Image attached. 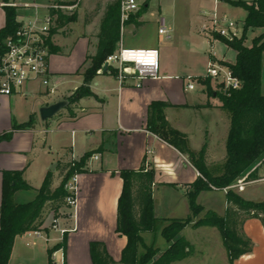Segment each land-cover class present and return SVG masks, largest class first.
<instances>
[{"label":"crops","instance_id":"crops-1","mask_svg":"<svg viewBox=\"0 0 264 264\" xmlns=\"http://www.w3.org/2000/svg\"><path fill=\"white\" fill-rule=\"evenodd\" d=\"M84 1H77L79 4L77 20L61 27L57 24L53 33L51 46L56 52L50 55V67L54 81L57 83L56 100H48L50 97L47 95V89L36 82L27 83L26 86L35 84L40 87L39 89L30 90L23 86L11 96L0 94V135L11 131V124L14 120L19 124H24L31 117L37 119L33 128L15 131L11 140L0 143V205L3 196L4 172H21L22 179L31 186L32 189H20L15 194V201L25 204L36 198L37 190L41 188L48 173L53 174L52 188L56 189L65 174V172L61 173L63 165L79 161L86 153L100 148L102 150L96 154H100L101 158L100 160L93 159L94 154L88 160L85 171L79 174L76 216H72L71 212L66 211L64 207L56 210L51 203H47L39 227L43 225L47 227L43 231V236L35 237L28 233L18 236L14 242L9 264L54 263L51 252L60 244V234L48 227L53 216L59 218L60 228L70 230L65 235L64 264H93L90 244L94 241L103 242L110 256L120 263L128 243L125 236L117 233L118 204L124 184L120 174L122 171H137L144 163L148 169L155 172L153 184L155 218L167 222L186 219L191 215L188 192L191 191L192 184L201 177V174L191 164L189 157L181 154L146 129L149 106L155 101L171 105L165 111L167 120L172 128L188 136L191 150L199 152L207 144L208 167L222 164L227 156L226 141L230 122L220 108V101L215 95L212 99L209 98L206 85L200 82L196 84L195 90L187 89L188 76L202 77L206 73L204 75L181 73L177 66L169 68L165 65L158 79H148L139 86L138 81L133 78H128L120 84L117 76L100 71L99 75L88 85L94 97L79 100L71 110L67 107L52 119L45 122L41 120L40 109L42 107L61 100H68V97L59 99L58 95L68 91L73 94L85 84L82 70L86 66L87 57L95 56L98 51V36L102 20L107 7L116 0H89L91 5H87V1ZM150 1L147 0L148 8L140 16L138 13L134 14L137 15L136 21H133L134 15H132L129 21L122 25L121 42L117 50L121 46L158 49L159 44L167 43L165 40L167 37L159 34L160 21H165L161 11L156 19L157 27L154 28L151 39L144 36L146 35L144 30L151 24L144 15L149 10ZM213 1L215 7V0ZM219 1V9L221 4L234 7L227 1ZM3 3L49 5L76 2L75 0L55 2L25 0L22 3L16 0H0V31L6 25V12L1 6ZM17 11L18 20L34 15L33 10L18 9ZM203 22L202 32L207 25L205 19ZM206 38L208 39L207 36ZM220 42L222 41L210 42L209 40L212 55L208 62L214 57L218 64L221 61L234 63L235 61L216 58V45ZM212 85L214 87V83ZM23 96L34 97V103L31 104L28 112L19 115L16 109V99ZM206 104L212 107L204 108ZM187 112L192 113L194 119H186L184 113ZM194 142L197 144L195 145ZM53 150L56 151V158L53 156ZM36 162L42 169L38 176V185L33 181L32 172V167ZM158 186L166 189L163 203L165 209L160 208L157 203L155 193ZM247 186V184L244 185L242 192H245ZM231 189L244 198L242 192L239 191L240 186H232ZM217 194H222L223 198H213L208 204L216 206V203L220 202L221 211H214L211 207L207 209L202 205V200L208 195ZM212 197L209 199L211 200ZM197 202L206 211H213L224 217L227 211V191L213 189L202 192ZM181 209L184 214L182 217L178 215ZM162 224L155 233L141 234L146 246L155 247L160 254L170 248V243L166 240L165 251L156 247L155 239L159 235L162 236ZM205 228L209 227L199 229L188 227L182 232L188 233L183 237L190 242L194 251L183 261L173 264L189 263L188 261L197 255V245L190 240V237L192 238L200 231L205 232ZM243 232L252 241L253 249L236 260L234 264H264V226L262 222L257 219L246 221ZM215 233L217 232H206L205 235L208 238H215L217 235ZM222 245L223 243L221 247ZM219 252L223 253L224 264H230L224 245L223 249L219 248ZM143 253L145 249L140 248L139 254ZM57 261L61 264V253L57 254Z\"/></svg>","mask_w":264,"mask_h":264},{"label":"trees","instance_id":"trees-1","mask_svg":"<svg viewBox=\"0 0 264 264\" xmlns=\"http://www.w3.org/2000/svg\"><path fill=\"white\" fill-rule=\"evenodd\" d=\"M7 1V0H6ZM227 1L234 7L246 10L244 32L241 39L227 41L217 38L236 52L234 63L219 62L231 70L242 86L239 90L225 95L213 87L212 80L200 79L206 85L209 96H214L221 103V110L226 114L230 129L226 141L227 156L225 161L211 171L207 165V144L199 152L190 149L188 136L172 128L167 120L166 109L171 105L155 101L149 106L146 129L159 137L181 154L190 158L191 164L200 172L201 177L192 184L188 192L191 215L182 220H169L171 224L161 230L163 238L170 243V248L164 253L155 247H148L141 236L144 232L155 233L160 224L166 220H158L154 216L153 184L155 172L148 169L145 163L137 171H122L123 190L118 204L117 233L125 236L127 246L122 254V261L117 263L108 253L103 242L94 241L90 244L93 264H173L189 257L194 248L183 236L182 232L191 225L194 229L201 227L216 228L221 236L230 264H234L243 255L253 249L252 241L244 234L243 226L246 221L257 219L264 226V201L253 202L238 195L232 186L239 180L251 182L261 179L259 171L264 167V0ZM148 8L146 2L141 13ZM6 25L0 31V60L5 54V41L18 30V11L5 7ZM76 16L59 14L58 27L75 21ZM137 15H134L136 21ZM261 29L262 34L253 40L252 46L245 45L248 30ZM55 29L52 31L54 33ZM122 23L119 0L111 3L102 20L98 51L95 56H88L82 73L85 84L79 87L73 97L68 98V109L71 110L76 102L86 97H94L89 84L103 71L109 56L113 55L121 42ZM51 53L56 50L51 46ZM215 61L214 58H212ZM105 73L117 76V71L109 68ZM79 74V72H78ZM211 108L210 104L203 106ZM34 127L33 117L24 124L15 120L12 130L0 135V143L12 139L15 131L28 130ZM102 149L86 153L79 161H73L62 166L64 173L59 187L53 189V174L48 173L41 188L37 190L36 198L25 204L15 201V194L20 189H32L23 179L21 172L3 173V196L0 205V264H9L15 239L23 234L36 231L41 225L43 210L51 203L56 210L66 206L68 195L66 184L75 174L85 171L88 160ZM213 189L227 191V211L224 217L213 211H206L197 202L199 195ZM66 238L63 246H65ZM56 246L53 251L59 249ZM140 248L145 253L139 254ZM53 251L51 253H53ZM67 264V263H65Z\"/></svg>","mask_w":264,"mask_h":264},{"label":"built area","instance_id":"built-area-1","mask_svg":"<svg viewBox=\"0 0 264 264\" xmlns=\"http://www.w3.org/2000/svg\"><path fill=\"white\" fill-rule=\"evenodd\" d=\"M147 0H119L121 11V22L124 25L130 17L138 13ZM219 0H215L214 10L210 13H202L207 25L203 32L210 42L223 38L227 41L241 39L244 27L238 21L219 10ZM2 7L15 9L33 10L34 15L30 18L18 20L20 24L16 33L9 36L5 41L6 51L0 60V94L11 96L23 88L27 83L36 82L47 89V95H55L57 83H55L51 67L50 55L53 34L57 27L59 14L69 15L75 11L78 2L70 4L53 3L49 5H39L36 3H3ZM159 34L169 38V30L165 21H160ZM211 46V45H210ZM214 58V57H213ZM106 63L109 67L117 71V78L123 84L128 78L138 81V86L148 79H158L160 77L161 64L160 52L157 48H127L121 46L113 55L109 56ZM211 79L214 87L225 95H230L231 91L239 90L241 81L236 78L230 69L221 66L213 59L208 63L206 74L202 77H187V89L195 90L199 80ZM100 154H95L93 159L100 160ZM259 180L253 181L257 182ZM243 186L248 182H242ZM233 186V187H235ZM228 191V189H224ZM68 193L64 207L66 211L76 216L78 206L79 174H75L66 184ZM50 229L60 234V247L52 253L53 264H60L57 261V254L61 253V264H64V240L65 235L70 230L62 229L59 225V218L53 216ZM45 225L36 231L28 233L30 236L42 237ZM58 246V245H57Z\"/></svg>","mask_w":264,"mask_h":264},{"label":"rangeland","instance_id":"rangeland-1","mask_svg":"<svg viewBox=\"0 0 264 264\" xmlns=\"http://www.w3.org/2000/svg\"><path fill=\"white\" fill-rule=\"evenodd\" d=\"M13 1V0H9ZM18 2L24 3L25 0H16ZM42 2H55V1H70V0H37ZM78 0H75L77 2ZM87 1V5H91L89 0ZM70 5L74 3H68ZM226 9V10H224ZM78 8L69 13L68 16H76L78 14ZM214 10V1L213 0H151L150 1V7L148 12H146L145 19L149 20L151 24L144 30V35L147 39L153 36L154 28L157 27L156 19L160 13L162 12V16L166 21V28L169 30V38H166V44L163 43L159 44V52H160V64H161V71L164 69L165 65L169 66V68H174V66L178 67L181 73H187L191 75H204L206 73V69L208 66L209 57L211 54V46L209 43V40L206 38V35L204 32H202V26H203V15L202 13H210ZM220 12H226L227 15L230 17V19L238 21L241 27H244V22L247 17V12L245 9L240 7H229L226 5H220ZM78 16V15H77ZM77 19H75L76 21ZM75 21L71 22L74 23ZM134 21V20H133ZM69 24V23H68ZM67 24V25H68ZM126 30V29H125ZM263 30L261 29H255V30H248L246 33V39H245V45L248 47L252 46L253 40L258 37L260 34H262ZM138 49V48H135ZM216 58L222 59L224 61H235L236 60V52L233 49L228 48L224 43L220 42L216 45ZM223 62V61H221ZM89 66L87 64L83 68V72L85 69ZM26 88H29L30 90L33 89H39L40 87L35 84L25 85ZM43 89V88H42ZM263 94H264V72H263ZM70 93V91L65 92V94H59L58 98H70L73 97L74 94ZM209 96V94H208ZM48 100L53 101L56 100V95L49 96ZM213 96H209V98L212 99ZM34 103V97H20L16 99L17 104V110L18 114L26 113L28 112V109L30 108L31 104ZM185 118L188 120L194 119L192 113L187 112L184 113ZM21 117V116H20ZM36 117H33V122L35 125ZM13 122L11 124V127H13ZM17 122V121H16ZM194 123V120L192 121ZM209 123V122H208ZM12 130V129H11ZM196 145L197 142H194ZM53 156L56 158L57 154L56 151L53 150ZM218 165H215L214 167H209L211 171H214L215 168H218ZM33 172V181L36 185H38V176L40 175L41 166L38 162L35 163V165L32 167ZM259 176L261 179L253 184V181L247 183V187L244 186L243 189H240V193L243 195L245 199H251L255 202H262L264 201V167H262V171L259 172ZM243 180H239L237 184L235 185H243ZM246 185V184H245ZM237 190V189H236ZM166 192V189L162 186H158V189L156 191V199L157 203L160 205V208L165 206L164 193ZM183 195V194H182ZM209 196V197H208ZM206 199L202 200V205H204L207 209H213L214 211H221V203L217 202L216 206H212L210 201L212 202L213 198H223L222 194L217 195H208ZM211 196V200L209 199ZM215 196V197H214ZM181 211H178V215L181 217L184 215ZM170 222H165L162 224L161 228H164L168 225H170ZM193 224V221L188 225V227H191ZM187 227V228H188ZM185 230V229H184ZM204 231H200L199 233H196L192 238L190 237V240L194 242V244L197 245L196 252L197 255H194L192 260L188 261L189 263L186 264H224L223 258H222V252H219V248L223 249L222 239L219 234V231L215 228H205ZM217 232L215 234V238H208L205 233L206 232ZM186 232V231H185ZM182 233V236L184 234L188 233ZM204 232V233H203ZM156 247L160 248L162 251L166 250L167 243L165 239L162 236H158L155 239Z\"/></svg>","mask_w":264,"mask_h":264},{"label":"water","instance_id":"water-1","mask_svg":"<svg viewBox=\"0 0 264 264\" xmlns=\"http://www.w3.org/2000/svg\"><path fill=\"white\" fill-rule=\"evenodd\" d=\"M109 64L105 63L103 72H106L108 70ZM216 96V94H215ZM69 105L68 100H61L56 103H53L49 106L42 107L40 109V117L42 121H47L49 119H52L55 117L61 110L67 108Z\"/></svg>","mask_w":264,"mask_h":264}]
</instances>
